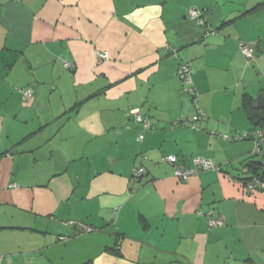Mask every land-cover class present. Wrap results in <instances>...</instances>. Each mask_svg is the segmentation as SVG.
Listing matches in <instances>:
<instances>
[{
  "label": "crops",
  "instance_id": "crops-1",
  "mask_svg": "<svg viewBox=\"0 0 264 264\" xmlns=\"http://www.w3.org/2000/svg\"><path fill=\"white\" fill-rule=\"evenodd\" d=\"M260 95L264 0H0V264H264L255 142L221 136L253 132ZM167 156L219 169L181 181Z\"/></svg>",
  "mask_w": 264,
  "mask_h": 264
},
{
  "label": "built area",
  "instance_id": "built-area-1",
  "mask_svg": "<svg viewBox=\"0 0 264 264\" xmlns=\"http://www.w3.org/2000/svg\"><path fill=\"white\" fill-rule=\"evenodd\" d=\"M189 16H190L191 20L196 22L198 25H204L205 24L204 17L200 11L195 10V9L190 10ZM240 50L248 59L253 58V48L250 45L242 42L240 44ZM174 53H175V51H174ZM175 55H176V53H175ZM98 57L101 60H105L108 58L107 54H99ZM64 66L66 68H69L70 64L66 63V64H64ZM178 77L182 81V92H183V94L193 98V102L197 107L198 114L195 117H193L192 120L182 119L180 122H178V123L176 122L175 124L187 125V126L190 125L193 129H196L197 128L196 122L201 118H206L207 115L199 107L198 97L195 94V91L193 88L192 74H191V69H190V66L188 63L183 62L180 64V66L178 68ZM22 91L24 92L26 98H30L33 95V92L30 89L22 90ZM131 114L135 117V120L138 123L142 124L143 133L152 128L151 122L148 119L144 118V116H142V114L140 113V111L138 109L132 110ZM143 133L140 135L139 140L144 139ZM256 136H257L259 142L256 143L254 153H259L261 151L260 145H262L264 142V131H258L256 133ZM163 161L165 163H169L171 165L177 166L176 172H175V177L181 181L188 180L190 177H192L193 175H195L196 173H198L200 171H214V170L219 169V167L216 166V164L213 160H207V159H203V158H195L194 159L195 169L194 168H181V167H179L178 164H179L180 160L176 156H167L163 159ZM145 173H146V170L144 168H142V167L136 168L133 171V179L135 181H139L145 175ZM247 187L250 190H262V191H264V182H262L258 179H254L248 183ZM208 215L211 216L210 219L208 220L210 227H220L224 223V220L221 216L213 217L212 212H209Z\"/></svg>",
  "mask_w": 264,
  "mask_h": 264
},
{
  "label": "trees",
  "instance_id": "trees-1",
  "mask_svg": "<svg viewBox=\"0 0 264 264\" xmlns=\"http://www.w3.org/2000/svg\"><path fill=\"white\" fill-rule=\"evenodd\" d=\"M94 96H92V97H94ZM80 105H81V103L77 104L76 107H79ZM243 107L248 112V118H249L250 122L254 125L253 132H245L242 135L238 134L235 136H230V134H222L221 136H222V138H224L226 140H233V141L254 140V142H255L254 150H255L256 143L259 142V140L256 136V133L258 131H264V116L262 114H259L258 110H256L254 108L255 107L254 100H252V98H250V97H247V96L244 97ZM201 119H204V118H201ZM201 119H199L198 121H200ZM260 148H261V151H263L264 142L262 145H260ZM261 151L259 153H254V151H253L254 156H259ZM241 164H242L244 170L246 171V174L244 175L245 177L242 179L245 187H247L248 183L254 179H258V180L264 182V165L260 161L253 160V158H251V159H248V160L242 162ZM216 166H218V165H216ZM144 176L139 181H135L133 179V177H132V180H134L135 182H141L142 179L144 178ZM108 251H110L114 255L121 256L120 250L116 247H114L110 250L108 249ZM86 264H92V263L88 262Z\"/></svg>",
  "mask_w": 264,
  "mask_h": 264
},
{
  "label": "water",
  "instance_id": "water-1",
  "mask_svg": "<svg viewBox=\"0 0 264 264\" xmlns=\"http://www.w3.org/2000/svg\"><path fill=\"white\" fill-rule=\"evenodd\" d=\"M256 107L264 109V96L260 95L257 99Z\"/></svg>",
  "mask_w": 264,
  "mask_h": 264
},
{
  "label": "rangeland",
  "instance_id": "rangeland-1",
  "mask_svg": "<svg viewBox=\"0 0 264 264\" xmlns=\"http://www.w3.org/2000/svg\"><path fill=\"white\" fill-rule=\"evenodd\" d=\"M262 160L263 159V156L259 155V156H254L253 157V160Z\"/></svg>",
  "mask_w": 264,
  "mask_h": 264
}]
</instances>
